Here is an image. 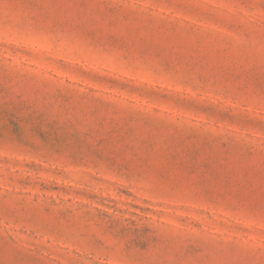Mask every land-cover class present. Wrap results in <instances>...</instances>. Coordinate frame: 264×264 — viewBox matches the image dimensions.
Returning <instances> with one entry per match:
<instances>
[{
	"label": "rangeland",
	"instance_id": "374dc122",
	"mask_svg": "<svg viewBox=\"0 0 264 264\" xmlns=\"http://www.w3.org/2000/svg\"><path fill=\"white\" fill-rule=\"evenodd\" d=\"M0 264H264V0H0Z\"/></svg>",
	"mask_w": 264,
	"mask_h": 264
}]
</instances>
